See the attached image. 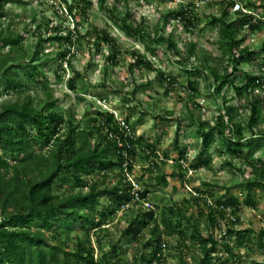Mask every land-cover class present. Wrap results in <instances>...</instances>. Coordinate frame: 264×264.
Masks as SVG:
<instances>
[{
    "label": "rangeland",
    "instance_id": "rangeland-1",
    "mask_svg": "<svg viewBox=\"0 0 264 264\" xmlns=\"http://www.w3.org/2000/svg\"><path fill=\"white\" fill-rule=\"evenodd\" d=\"M239 1L245 6L252 4L261 23L254 31L242 28L240 37L245 39L241 47L249 46L255 55L241 61L237 70L229 54L223 53L219 25L212 23L224 9L223 0H106L105 6L101 0H20L6 5L0 21V38L1 34L21 35L19 55L24 51V57L31 60L40 46L36 63L42 70L36 79H23L25 91L3 94L0 104H21L31 96L33 104L41 108L46 92L51 91L57 100L55 110L66 121L62 134L74 117L80 129L88 124L98 128L106 112L115 114L116 123L127 120L136 138L130 177L148 192L158 214L163 207H180L200 223L205 236L214 235L219 244L211 264H264V248L257 238L264 229V187L248 185L262 176L255 174L253 165L264 167V78L253 93L261 101L260 121L253 128L249 125L252 96L239 95L235 89L248 74L264 75V0ZM183 9L190 22L178 14ZM230 16L241 15L231 12ZM124 18L141 33L129 35L122 30L117 22ZM70 32L72 43L58 38ZM104 32L113 38L112 46L97 38ZM9 50L10 46L0 43V53ZM137 56L150 61L152 67L139 64ZM206 66L221 73L228 66L232 73L220 95L213 78L203 72ZM71 77H75V89L68 83ZM227 106L235 108L232 122L240 124L246 136L247 144L236 156L219 140L204 149L199 136L198 120L217 125ZM229 122L226 116L225 123ZM125 174L117 168L95 179L103 188L120 185L123 189L128 181ZM157 176L165 177L168 185H162ZM59 182L58 194L79 191L73 185L68 188L66 178L59 177ZM234 197L239 204L236 214L227 213L218 219V226H212L208 218L210 206L215 205L212 202ZM146 211L141 201L118 208L103 196L91 217L95 222L104 219V226L78 219L69 234L60 229L46 234L52 245L60 244L72 253L83 243L94 251L96 259L112 263L119 257L125 264L143 253L149 256L157 242L151 231L154 223L137 238L128 232L131 220ZM105 212L109 215L104 216ZM185 222L183 235L174 236L160 224L166 244L163 260L155 264H181V256L190 263L203 258L198 243L190 239L191 224ZM228 229H249V237L238 246L236 235L228 236Z\"/></svg>",
    "mask_w": 264,
    "mask_h": 264
},
{
    "label": "trees",
    "instance_id": "trees-1",
    "mask_svg": "<svg viewBox=\"0 0 264 264\" xmlns=\"http://www.w3.org/2000/svg\"><path fill=\"white\" fill-rule=\"evenodd\" d=\"M101 1L103 5L106 2ZM223 1L224 9L219 16L212 18V23L219 25L223 53L229 54V60L236 64L234 70H237L241 61L252 60L255 55L249 46L241 47L245 39L240 37L242 28L249 23V28L254 31L259 28L261 21L254 23L252 14L231 18V8L235 0ZM11 2L20 0H0V21L5 17L6 5ZM252 6L248 5L253 8ZM178 14L190 22L186 9ZM117 24L129 35L141 33V29L128 23L126 18ZM58 38L72 43L73 33ZM97 38L112 46L113 38L108 32ZM21 41V35L1 34L0 43H3V47L10 46V50L0 53V97L3 94L25 91L27 85L23 79L33 80L42 74L40 65L36 63L40 59V46H37L32 59L27 60L24 51L19 55V51L22 50ZM193 47L191 45V51ZM137 58L139 64L152 67V63L147 59L142 56ZM206 67L203 72L207 78H213L217 84L216 92L220 95L232 73L229 72L228 66L223 73L216 67ZM263 78L264 75L248 74L242 85L235 86L239 95L248 93L252 96L249 100L251 107L249 125L252 128L260 121L261 113V101L253 97V93L256 88L263 85ZM68 83L71 89L76 88L75 77H71ZM191 86L195 88L193 83ZM46 95L45 104L41 108L33 104L31 96H27L21 104L7 102L0 104V264H122L119 257L112 263L105 259H96L94 251L87 249L83 243H78L73 253L65 250L60 244L52 245L46 233L60 229L69 234L74 228V221L78 219L95 223L97 227L104 226V219L100 218L95 222L91 217V214L97 211L103 196H108L118 208L132 202L130 181H126L123 189L120 185L103 188L95 176L108 175L117 168L123 170L126 161L128 169L133 170L136 138L134 135H126L120 129L114 122L113 112L103 114L104 121L96 129L89 124L85 129H80L76 122L77 118L74 117L75 120L68 121L66 133L62 134L61 129L66 122L64 116L55 110L57 100L53 98L51 91H47ZM234 113L235 108L227 106L226 115L221 113L218 116L217 125H206L198 120L199 136L202 138L204 149L210 142L219 140L227 145L233 156L239 154L247 143L243 127L232 122ZM226 116L231 122L225 123ZM93 121L96 122L97 119ZM180 131L181 126L177 129V136L180 135ZM117 137L124 145H119ZM45 149L48 151L45 152ZM253 166L255 174L262 176L248 185L264 187V167L256 164ZM59 177L67 179L68 188L73 185L79 191L58 194L61 187ZM157 180L164 186L168 185L165 177L157 176ZM83 188L88 189L84 192L81 190ZM147 195V191L140 192L142 198H146ZM212 204L215 205L210 206L208 214L212 226L219 225L218 219L227 215V208L231 209L232 214H236L239 206L235 197ZM155 210L137 215L131 220L128 230L137 238L145 228L154 223L151 231L157 236V242L151 254L147 256L143 253L141 257H136L125 264H155L162 261L164 258L162 249L166 243L163 241L160 224L166 228L168 235L174 236L183 233L185 221L191 224L190 239L198 243L203 258L190 263L181 256L180 263L211 264L215 258L213 252L219 244L213 234L205 236L200 229V223L193 221L180 207H163L159 214ZM103 215L109 213L105 212ZM143 215L145 217H141ZM237 220L236 218L235 221ZM227 233L228 236L236 235L240 246L248 239L250 230L228 229ZM257 238L259 246L264 248V229L260 230Z\"/></svg>",
    "mask_w": 264,
    "mask_h": 264
},
{
    "label": "built area",
    "instance_id": "built-area-1",
    "mask_svg": "<svg viewBox=\"0 0 264 264\" xmlns=\"http://www.w3.org/2000/svg\"><path fill=\"white\" fill-rule=\"evenodd\" d=\"M231 12L238 13V15H241V16H244L246 14H252L254 16V18L252 19V21L254 23H257L258 20H259L258 17H257L258 14L255 11V9L243 5V3H241L239 0H235L233 6L231 8ZM244 28L248 29L249 28V23H246L244 25ZM262 69H264V68H262ZM117 124L120 127V129L126 133V135L133 136L134 133L132 131V127H131L130 123L127 120H125V119H118ZM117 141H118L119 145H121V146L124 145V143L122 142V140L119 137H117ZM127 165H128V161H126L124 163L123 170L126 173L125 176L128 177V181H130V183L132 185V188H131L132 202L130 204L125 205V207H128L132 203H136L138 201H141L145 206H147V209L149 211L150 210H155L154 205H152V203L148 200L147 197L146 198H142L140 196V192L142 190L140 189L139 183L136 182L133 178L130 177V170L128 169V166ZM226 210H227V212L229 214H232L230 208H227ZM233 219L235 220L236 218L233 217Z\"/></svg>",
    "mask_w": 264,
    "mask_h": 264
}]
</instances>
